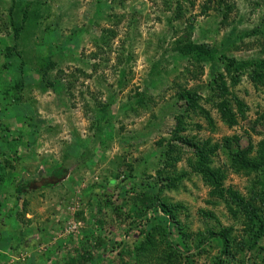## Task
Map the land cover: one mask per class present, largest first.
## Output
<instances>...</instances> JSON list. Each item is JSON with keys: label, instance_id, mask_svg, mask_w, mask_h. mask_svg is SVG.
Instances as JSON below:
<instances>
[{"label": "rangeland", "instance_id": "374dc122", "mask_svg": "<svg viewBox=\"0 0 264 264\" xmlns=\"http://www.w3.org/2000/svg\"><path fill=\"white\" fill-rule=\"evenodd\" d=\"M263 59L264 0H0V264H55L103 234L131 248L126 264H264V232L249 237L264 221V163L249 165L264 156ZM148 184L179 234L159 207L126 232L97 216Z\"/></svg>", "mask_w": 264, "mask_h": 264}, {"label": "trees", "instance_id": "16d2710c", "mask_svg": "<svg viewBox=\"0 0 264 264\" xmlns=\"http://www.w3.org/2000/svg\"><path fill=\"white\" fill-rule=\"evenodd\" d=\"M194 55L196 58L201 56V57H205L207 60H213L215 57V50L200 45L197 46V48L194 50ZM219 58L224 59L221 56H219ZM224 63L226 68L233 70H239L240 68L244 67L247 64V62L245 61L236 62L233 59H225ZM255 63L257 65H264V59L261 61L256 60ZM255 63L253 62V65L256 68ZM255 75L256 77H258L257 73ZM18 79L19 78L16 77V88L18 87L20 82V79L19 80ZM253 79L255 78L252 77V80ZM1 83L2 81L0 79V86L3 87L4 85H1ZM5 87H3L4 91L3 90L2 91L8 93L6 92L8 88L5 89ZM221 89L225 91L226 88L222 86ZM189 95L190 94L186 91L180 92L179 94V96H184L185 98H189ZM16 101L18 100L16 99ZM0 102H4V100L1 97H0ZM221 113H222V117L225 118L227 122L229 123L233 122L232 114L228 110L226 104L222 106ZM15 150L16 149H14L13 153H15ZM196 155L198 160L200 159L203 160L202 159L203 155L199 151L196 152ZM239 156L241 159H244L245 155L241 154ZM17 157L18 156L16 154V158ZM261 163H264V156L262 152H260L258 160H252L251 162H249V165L254 169L262 170V167H260ZM201 172L204 174L207 181H209L210 184L215 187L214 189L215 193L219 191L218 186L220 184L221 175L218 174L216 171L212 172L207 166H204L201 169ZM62 174H63L62 168H54L50 171V174L46 176V178H42L36 184L38 185V188L51 187L52 185L57 183L58 179L62 176ZM32 183L35 182L20 183L17 185L16 191L21 192L25 186H31ZM131 189H132L131 191H129L128 188L125 189V194L123 196L126 195L128 196V198H124V199L119 198L122 196H118L117 193L114 200H112V198L110 199V197L100 198V202L98 204L97 203L95 204L97 205L96 206V210L98 211L97 216L100 215L103 217L104 208L108 207L112 212L111 219L115 221V224L117 225L116 229L118 230V232L124 230V227L126 226V224L124 223L127 222V226L124 230V232H126V229H128L130 226L129 224L135 225L134 223L136 219H139L141 214L145 213L147 209H150L152 207H159L163 213L167 215L170 214L168 205H166L165 203H161L157 200L150 184H148L145 188H141V189L131 188ZM259 197L261 202L263 201L262 203H264V193L259 194ZM126 202L127 204L129 203V208L126 206L123 207V205H121V204H125ZM169 216H170L169 219H172L170 220V222L175 226L176 231L179 234L180 229L176 227L177 223L175 219L172 218L171 215ZM257 221L253 220V224L255 225L256 230L252 233V236H249L251 238L252 237L257 238L258 234L260 235L262 232H264V221L260 219ZM99 224H104V219H101ZM212 235H216L219 237V240L221 242V250L223 253L229 245L228 238L223 233L214 234L213 232H209L207 234V237H210ZM105 237L106 236L103 234L101 236H97L92 241L87 239L85 242L73 243L68 249L60 250L58 256L56 257L55 264H126L131 256L130 255L131 248H129V246H127L126 244H120L121 242L119 241L116 247L113 249L112 247L106 245L105 239L107 238ZM114 238L117 239L115 236ZM199 242H202V239H200ZM139 249H141V244L136 248L134 252V258H136V260H138Z\"/></svg>", "mask_w": 264, "mask_h": 264}, {"label": "crops", "instance_id": "0c3cea01", "mask_svg": "<svg viewBox=\"0 0 264 264\" xmlns=\"http://www.w3.org/2000/svg\"><path fill=\"white\" fill-rule=\"evenodd\" d=\"M3 73V72H2ZM0 75H2V74H0ZM12 81V80H11ZM1 85H2V83H1ZM4 85V84H3ZM5 86H8V85H4L3 87H5ZM2 87V89H3V91H4V88ZM19 88V85H18V87H17V89ZM20 90V89H19ZM5 93V92H4ZM9 93V92H8ZM3 100H7L6 99V97L4 96H0ZM11 97V96H10ZM12 99L14 98V97H11ZM16 100V99H15Z\"/></svg>", "mask_w": 264, "mask_h": 264}]
</instances>
